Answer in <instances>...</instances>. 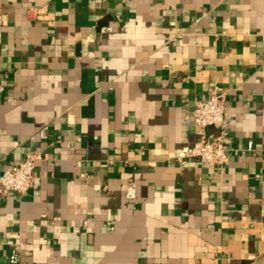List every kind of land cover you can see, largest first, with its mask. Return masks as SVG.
I'll return each instance as SVG.
<instances>
[{"label": "crops", "instance_id": "crops-1", "mask_svg": "<svg viewBox=\"0 0 264 264\" xmlns=\"http://www.w3.org/2000/svg\"><path fill=\"white\" fill-rule=\"evenodd\" d=\"M0 87V175L44 158L0 264H264V0H0ZM214 92L210 170L180 157Z\"/></svg>", "mask_w": 264, "mask_h": 264}, {"label": "built area", "instance_id": "built-area-1", "mask_svg": "<svg viewBox=\"0 0 264 264\" xmlns=\"http://www.w3.org/2000/svg\"><path fill=\"white\" fill-rule=\"evenodd\" d=\"M4 89L0 87V93ZM194 124L199 128V137L193 146H191L180 160L196 161L204 164L210 170L221 169L229 162L228 150L225 147L227 137L225 125V93L214 92L204 102H198L192 112ZM214 127L220 130V134L209 140L205 129ZM254 144L249 142L245 149L233 150V154L238 156L244 152H253ZM44 160L43 157L28 153L23 161L18 165L6 170L0 175V196L9 195L23 196L29 192L34 184V173L38 162ZM125 197L128 200L136 199L135 186H129L126 189ZM11 264H20L21 254L15 250L10 255Z\"/></svg>", "mask_w": 264, "mask_h": 264}]
</instances>
